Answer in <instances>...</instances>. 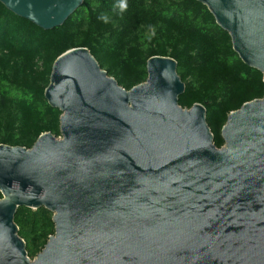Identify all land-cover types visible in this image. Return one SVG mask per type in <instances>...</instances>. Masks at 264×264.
Returning <instances> with one entry per match:
<instances>
[{"label":"water","instance_id":"95a60500","mask_svg":"<svg viewBox=\"0 0 264 264\" xmlns=\"http://www.w3.org/2000/svg\"><path fill=\"white\" fill-rule=\"evenodd\" d=\"M264 82V0H198ZM42 29L83 0H0ZM130 89L86 47L54 60L45 87L60 136L0 144V264H264V96L228 113L217 147L203 104L182 107L170 56ZM44 207L54 233L33 258L18 207Z\"/></svg>","mask_w":264,"mask_h":264},{"label":"trees","instance_id":"16d2710c","mask_svg":"<svg viewBox=\"0 0 264 264\" xmlns=\"http://www.w3.org/2000/svg\"><path fill=\"white\" fill-rule=\"evenodd\" d=\"M83 0L60 26L45 30L0 2V144L30 148L44 132L60 136V110L44 97L61 53L86 47L125 89L145 81L146 60L170 56L185 84L182 107L201 103L217 147L228 113L264 96L262 74L233 50L230 36L198 0ZM18 235L28 256L54 233L52 213L18 207Z\"/></svg>","mask_w":264,"mask_h":264},{"label":"clouds","instance_id":"9594fccd","mask_svg":"<svg viewBox=\"0 0 264 264\" xmlns=\"http://www.w3.org/2000/svg\"><path fill=\"white\" fill-rule=\"evenodd\" d=\"M127 7L126 3L124 2V0H121V3H120V8L121 10L125 9Z\"/></svg>","mask_w":264,"mask_h":264},{"label":"rangeland","instance_id":"374dc122","mask_svg":"<svg viewBox=\"0 0 264 264\" xmlns=\"http://www.w3.org/2000/svg\"><path fill=\"white\" fill-rule=\"evenodd\" d=\"M36 255V253H33V257ZM33 257H31V258H33Z\"/></svg>","mask_w":264,"mask_h":264}]
</instances>
